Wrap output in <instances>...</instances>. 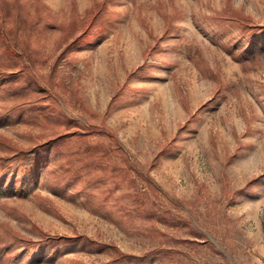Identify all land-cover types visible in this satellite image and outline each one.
<instances>
[{
	"label": "rangeland",
	"instance_id": "1",
	"mask_svg": "<svg viewBox=\"0 0 264 264\" xmlns=\"http://www.w3.org/2000/svg\"><path fill=\"white\" fill-rule=\"evenodd\" d=\"M0 264H264V0H0Z\"/></svg>",
	"mask_w": 264,
	"mask_h": 264
},
{
	"label": "trees",
	"instance_id": "2",
	"mask_svg": "<svg viewBox=\"0 0 264 264\" xmlns=\"http://www.w3.org/2000/svg\"><path fill=\"white\" fill-rule=\"evenodd\" d=\"M31 153H33V151H31Z\"/></svg>",
	"mask_w": 264,
	"mask_h": 264
}]
</instances>
